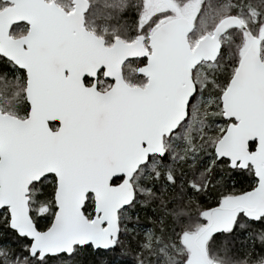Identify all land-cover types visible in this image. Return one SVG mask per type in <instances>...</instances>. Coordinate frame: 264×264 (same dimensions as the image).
Segmentation results:
<instances>
[{
	"label": "snow or ice",
	"instance_id": "snow-or-ice-1",
	"mask_svg": "<svg viewBox=\"0 0 264 264\" xmlns=\"http://www.w3.org/2000/svg\"><path fill=\"white\" fill-rule=\"evenodd\" d=\"M0 264H264V0H0Z\"/></svg>",
	"mask_w": 264,
	"mask_h": 264
}]
</instances>
